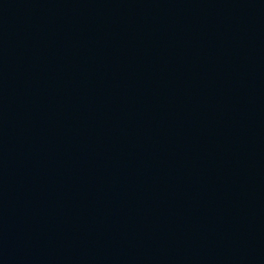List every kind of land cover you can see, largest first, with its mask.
<instances>
[{
	"label": "water",
	"instance_id": "1",
	"mask_svg": "<svg viewBox=\"0 0 264 264\" xmlns=\"http://www.w3.org/2000/svg\"><path fill=\"white\" fill-rule=\"evenodd\" d=\"M0 145L188 264H264V0H0Z\"/></svg>",
	"mask_w": 264,
	"mask_h": 264
}]
</instances>
